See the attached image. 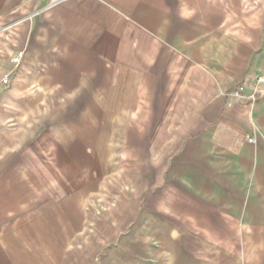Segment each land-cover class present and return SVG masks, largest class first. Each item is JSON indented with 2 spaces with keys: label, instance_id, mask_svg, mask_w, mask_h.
Returning a JSON list of instances; mask_svg holds the SVG:
<instances>
[{
  "label": "crops",
  "instance_id": "obj_1",
  "mask_svg": "<svg viewBox=\"0 0 264 264\" xmlns=\"http://www.w3.org/2000/svg\"><path fill=\"white\" fill-rule=\"evenodd\" d=\"M9 72L0 264H264V0H0Z\"/></svg>",
  "mask_w": 264,
  "mask_h": 264
},
{
  "label": "built area",
  "instance_id": "obj_2",
  "mask_svg": "<svg viewBox=\"0 0 264 264\" xmlns=\"http://www.w3.org/2000/svg\"><path fill=\"white\" fill-rule=\"evenodd\" d=\"M20 57H21V53H17L12 57V62L14 64L19 63L20 61ZM9 77H10V72L7 73L4 77H2V79H0V90L3 89L4 87H6L9 83Z\"/></svg>",
  "mask_w": 264,
  "mask_h": 264
},
{
  "label": "rangeland",
  "instance_id": "obj_3",
  "mask_svg": "<svg viewBox=\"0 0 264 264\" xmlns=\"http://www.w3.org/2000/svg\"><path fill=\"white\" fill-rule=\"evenodd\" d=\"M124 258V257H123ZM126 258H128L127 256H126ZM111 260H112V262L114 263V264H135V263H129V261H124V259H122L120 256H112L111 257ZM121 260H123V261H121ZM128 260V259H127Z\"/></svg>",
  "mask_w": 264,
  "mask_h": 264
},
{
  "label": "bare ground",
  "instance_id": "obj_4",
  "mask_svg": "<svg viewBox=\"0 0 264 264\" xmlns=\"http://www.w3.org/2000/svg\"><path fill=\"white\" fill-rule=\"evenodd\" d=\"M38 91H39V90H38ZM11 92H12V91H11ZM35 93H36V92H35ZM19 94H20V93H19ZM45 98H47V97H45ZM40 101H41V100H40ZM37 105H38V104H37ZM37 105H36V106H37ZM33 111H34V110H33ZM30 112H31V111H30Z\"/></svg>",
  "mask_w": 264,
  "mask_h": 264
}]
</instances>
